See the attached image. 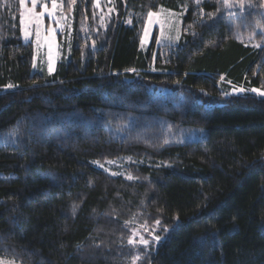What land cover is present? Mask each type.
<instances>
[{
  "label": "trees",
  "instance_id": "obj_1",
  "mask_svg": "<svg viewBox=\"0 0 264 264\" xmlns=\"http://www.w3.org/2000/svg\"><path fill=\"white\" fill-rule=\"evenodd\" d=\"M107 1L91 49L76 0L71 60L42 75L20 0H0V256L264 264V0ZM160 7L182 11L179 43L142 51ZM193 127L205 138H176ZM143 226L161 239L134 263Z\"/></svg>",
  "mask_w": 264,
  "mask_h": 264
},
{
  "label": "rangeland",
  "instance_id": "obj_2",
  "mask_svg": "<svg viewBox=\"0 0 264 264\" xmlns=\"http://www.w3.org/2000/svg\"><path fill=\"white\" fill-rule=\"evenodd\" d=\"M68 8L65 10L64 2L62 0H57V8L53 11V15L49 16L48 12H44L40 17L39 25L36 24L35 18L28 13L26 9L32 8L31 0H26L25 7L22 9L20 6V14L24 12L25 24L21 26L22 40L24 42H31L33 49L32 56V65L31 72L38 73L42 75H48L54 72L58 64L68 63L71 59V53L73 50V32H74V4L76 0H66ZM234 0H229V3ZM237 2V1H236ZM42 3H47V7L51 10L52 4L51 0H36V6L34 12H41L42 9L40 5ZM107 0H92L90 5L91 16L85 15L82 12L78 23L77 34L79 38L85 43V46L94 48L93 37L96 35V32L103 28L105 21L109 15V7L107 6ZM239 3V2H237ZM231 4V3H230ZM154 15L149 18L147 15L145 18V23L142 28V36L140 39V49L143 51L149 47V43L153 41L156 46H166L172 45L176 46L179 43L181 36V16L182 11L172 10L166 7H160L158 10L153 11ZM21 17V16H20ZM127 20V19H126ZM37 27L40 31V39L37 40ZM51 28L53 31L49 33L48 29ZM145 28H147V34H145ZM28 32V38L25 39L24 31ZM49 37V39H45ZM247 39V38H246ZM51 44V55H52V67L53 71L50 73L48 70V56H49V46ZM85 48V47H84ZM35 63V67L33 64ZM257 95L264 96L262 90L254 91ZM176 138L179 141L193 139H203L205 138V127L204 128H181L175 132ZM107 163H98L97 167L104 168L103 166ZM113 165L119 166V163H114ZM110 166V165H109ZM108 166H106L107 168ZM111 167V166H110ZM112 169V168H111ZM126 177H130L127 173L124 174ZM157 226V225H154ZM144 227V226H143ZM139 227V234L137 235V230L133 229L131 237L128 239L132 240V243H129V246L133 249V257L131 260L135 263L138 258L136 250H139L140 247L146 248L141 240H147L148 244L151 241H155L154 236L156 229H150L151 233L148 231V227ZM148 231V232H147ZM145 232V233H144ZM137 235V236H136ZM0 264H26L16 259L7 258L5 256H0Z\"/></svg>",
  "mask_w": 264,
  "mask_h": 264
},
{
  "label": "snow or ice",
  "instance_id": "obj_3",
  "mask_svg": "<svg viewBox=\"0 0 264 264\" xmlns=\"http://www.w3.org/2000/svg\"><path fill=\"white\" fill-rule=\"evenodd\" d=\"M31 2H32V5H33V7L32 8H28V9H26V11L28 12V13H31V15L35 18V22H36V24L37 25H39V23H40V17L43 15V13L44 12H48V15L49 16H52L53 15V11L57 8V0H51V4H52V9L50 10L48 7H47V3H42L41 5H40V7H41V9H42V11L41 12H39V13H37V12H34V8H35V6H36V0H31ZM73 2H74V0H73ZM224 3H225V6L226 7H231V5H230V3H229V0H224ZM25 4H26V0H20V6H21V8L23 9L24 7H25ZM242 6V5H241ZM154 15V13H152V12H149L148 13V16H149V18H151L152 16ZM20 24L23 26L24 24H25V19H24V12H21V17H20ZM48 31H49V33H51L52 31H53V29H51V28H49L48 29ZM147 28H145V34H147ZM24 35H25V39H27L28 38V32L25 30L24 31ZM36 35H37V40H39L40 39V31H39V27H37V31H36ZM45 39L47 40V39H49V37H45ZM48 61H49V63H48V70H49V72L51 73L52 71H53V67H52V55H51V44H50V46H49V56H48ZM36 65H35V63L33 64V67H35ZM8 87L9 88H11V87H13L12 85H8ZM241 91H242V89H241ZM253 91H257L256 89H253ZM261 94H264V93H261ZM130 179H131V177H129ZM157 223H159L158 221H157ZM164 231H169V229H167V228H165L164 229ZM154 239L156 240V241H159L160 239H161V237H159V236H154ZM141 242L144 244V245H148V241L147 240H141ZM129 243H132V240L130 239L129 240Z\"/></svg>",
  "mask_w": 264,
  "mask_h": 264
}]
</instances>
